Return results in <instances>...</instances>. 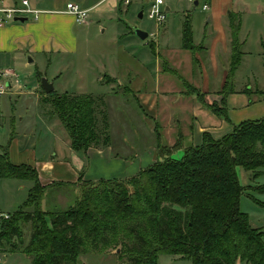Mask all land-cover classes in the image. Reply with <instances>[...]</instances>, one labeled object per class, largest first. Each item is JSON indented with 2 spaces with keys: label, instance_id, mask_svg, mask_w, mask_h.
<instances>
[{
  "label": "trees",
  "instance_id": "1",
  "mask_svg": "<svg viewBox=\"0 0 264 264\" xmlns=\"http://www.w3.org/2000/svg\"><path fill=\"white\" fill-rule=\"evenodd\" d=\"M231 19L232 57L219 104H206L204 94L190 85L186 90L221 119H227L225 99L233 93V75L242 55L237 42L239 23ZM182 48L195 49L187 18ZM47 98L69 135L71 149L85 153L98 140L96 112L105 125L106 115L99 111L101 99L56 97L54 92ZM180 139L171 147L158 144L156 161L123 179L125 184L98 183L107 186L86 193L83 204L57 213L42 211L45 188L36 171L12 164L7 153H1L0 178L31 181L33 187L20 209L2 221L0 251L6 247L9 253L20 252L32 264H74L88 253L84 250L87 244L94 245V251H103L121 243L130 264H157L160 255L178 256L191 264H264V229L252 227L240 211L244 188L236 173L242 168L253 179L262 173L264 119L242 122L217 140L202 133L198 146L183 148ZM182 148V160L174 161L172 154ZM255 190L264 194V186ZM259 206L264 208L263 203ZM22 223L30 224L31 233L27 246L19 249Z\"/></svg>",
  "mask_w": 264,
  "mask_h": 264
},
{
  "label": "crops",
  "instance_id": "2",
  "mask_svg": "<svg viewBox=\"0 0 264 264\" xmlns=\"http://www.w3.org/2000/svg\"><path fill=\"white\" fill-rule=\"evenodd\" d=\"M0 1L6 7L18 6L21 2V0ZM123 1L27 0L32 9L40 12L38 20L24 18L25 21L20 22L18 21L20 18H15L14 21L0 28V139L2 142L0 143V154L6 152L8 160L14 165L23 164L32 167L36 171L39 183L46 190L54 187L56 184H67L68 186L80 178V174L84 177L83 179L91 182L102 178H117L116 176L101 177V175H97L93 170V165L96 163L100 164L101 171L105 172V169H107V174H119L120 179H125L128 178L127 176L136 175L140 170L156 161V151L152 149L150 150L151 153H146V155L143 153L141 155L137 162L139 164H134L135 161L131 163H128V161L124 162L118 159V157L111 156L112 148L109 145L102 150L94 148V150L88 152V161L91 162L90 166H87L86 160H81L71 148V161H66V158H64L61 162H55V158L58 156L57 148L53 149L49 156L43 160L39 159V154L35 146H33L35 139L31 141V137L22 133L19 135L15 130H11L8 138L7 134H9L10 130L3 129L4 125L7 126L5 120L10 115V112H7V110H14L15 104L18 102L25 101L24 104L26 105V99L31 96L36 98L42 97V99L48 100V94L44 93L41 86L42 78L52 85L54 93H68L72 96L83 95L80 90L77 92L70 90V88H73V82H75L74 79L71 80L72 77H75L78 84H81L86 81V76L90 77L91 75L96 82L102 83L104 87H108L112 91V94H114V89L116 91V89L121 87L120 84H117L119 74L117 60L114 62L111 59L108 65H98V68L91 69L86 73L73 68L74 75L67 74L66 68L67 66L70 67L69 65L75 66L71 59L75 58L81 43L87 44V37L93 32L91 16L94 18L96 26L103 33L106 32V28L101 22L108 15L115 14L116 16H122L123 13L126 15L132 10L136 12L140 10L143 17L145 13L144 0H131L129 6H125ZM241 1L164 0V10L167 14L166 21L160 27L153 25L156 28V32L151 33V36H154L155 40L153 47L150 48V53L156 62L154 65H150L151 58L146 56V54H143L141 59L142 61L144 60V64L142 62L140 64L143 67L142 82L144 83V87H142V84H138L135 92L126 85H123L122 90L125 93H130L139 111L141 110L146 116L152 112V119L157 120L158 117L162 118L168 115L169 122L167 121L166 123L169 125H174L175 127L177 125H184L186 128H189L192 131L191 146L200 145L202 133H208L213 139L217 140L230 133L242 122L264 119V95H262L264 92V80L260 85L257 84V81H254L252 85L245 88L237 86V74L242 67L246 69L245 71L252 78L255 77L254 73L257 76L264 77V13L257 9H255L256 11H252L258 14L257 17H251L252 20H256L257 22L249 21L250 28L248 29L247 21H245L247 26L243 21L245 18L244 14H248V11L241 5ZM262 1L254 0L255 5H253V8H257L258 3L261 4ZM67 4L78 5L81 9L88 12L87 19L83 24L75 23L72 16L64 14ZM204 6H206V9H204ZM203 15L205 19L201 17ZM232 17L235 22L238 21L239 23L237 42L242 55L240 64L233 75V93L227 95L225 99L227 119H221L213 115L202 106L195 94H186L183 88L167 87L168 89L163 92L162 101L159 102L156 92H160V89H158V84L155 85V82H157L156 79L159 75L164 73L157 67V59L161 57L163 63L170 61L175 69H169V72L176 79L180 80L177 70L178 68L181 69L183 58L177 55V53L178 50H182L191 53V57L184 58H190L191 60L188 68L189 75L191 78L196 76L200 78L199 81H189V83L201 94H204L206 104H219L222 98L220 92L228 74L232 57L230 29ZM186 18L191 27L192 45L195 48L193 51L182 48V31ZM81 27L83 28L81 29ZM111 29L115 34L114 40H118L122 45L133 44L135 39L138 38L136 36L134 38L129 36L131 34L129 32L123 33L124 31H122L120 26L115 28V31L113 30L114 26ZM175 32L178 34V39L173 41ZM250 33H252L251 36L253 38L249 42L248 36ZM251 45L254 46V49L255 47L257 49L255 56H253V51L250 50ZM127 53L132 56L131 53ZM252 56L253 58L251 59ZM178 61L179 63H177ZM177 64L178 66H176ZM148 65L151 67H148ZM152 67L154 69L150 70ZM107 80L108 83H106ZM149 83H154V88H146V85ZM174 93H179L190 98V100L186 99L187 102H184V98H172ZM102 96H95V98H100V103H102L104 98ZM172 101L177 104L184 102L185 108H178V111H175V113L174 110H168V108H172ZM126 102H129V100H126ZM43 103L46 106H50V104ZM7 114L9 115L6 116ZM42 114L39 117L40 119L43 120L42 117H45L47 122L51 121L57 124L55 130L60 131L63 137L60 139L62 149L65 146H69L66 133L61 128L60 122L54 116H46L45 114L42 116ZM12 116L14 115L12 114ZM23 119V116L16 118L18 122H22ZM16 120L13 122H16ZM161 131H164V129ZM51 133L54 135V132ZM180 133L182 135L179 136H182L183 140L189 135V133ZM4 142H6L5 145H3ZM173 143L174 141L171 138L167 140L166 145L171 147ZM58 148L60 150L61 146ZM178 150L183 151L184 149ZM176 152L178 156L180 151ZM134 167L139 171H136ZM5 180L14 181L19 184L28 182L30 187H33V182L27 180ZM21 189L22 186H18V190ZM42 201L44 203V199ZM250 224L252 227L264 229V227L257 225L258 223ZM3 250L1 251L2 257L10 254ZM12 253L19 254L20 252ZM235 264L244 263L238 261Z\"/></svg>",
  "mask_w": 264,
  "mask_h": 264
},
{
  "label": "rangeland",
  "instance_id": "3",
  "mask_svg": "<svg viewBox=\"0 0 264 264\" xmlns=\"http://www.w3.org/2000/svg\"><path fill=\"white\" fill-rule=\"evenodd\" d=\"M65 1V0H62ZM235 1V0H234ZM262 1V0H261ZM243 7L248 11V14H244V22L247 21V23L250 22H257L256 20H252L251 17H257V13H253L252 11H256L255 9L262 11L264 13V0L261 4L258 3L257 8H253V5H255L254 0H242L241 1ZM140 10L136 12L135 10H132L129 12V14H124L122 16H106L102 19V25L106 28V32L103 33L99 29V27L96 26V22L94 18L91 16L90 19L93 22V32H91L87 37V44L84 45L81 43V46L79 50L77 51V54L74 59H71L72 63L75 66L70 67L67 66V74L74 75V69L79 70L82 73H86L87 71H90L91 69L98 68V65H108L111 61V59L115 62L117 60L118 62V80L117 84H120L121 89H115L114 94H112V91L109 90L108 87H104L102 83L96 82L93 76L90 75V77L86 76V81L82 82L81 84H78V81L75 77H72L71 80H75L73 82L72 87L70 88L71 91L77 92L82 91V94L90 95L93 98L95 96H101L103 95V102L100 104V109L102 113L104 112L105 116V125L103 121H101L100 113L96 112V118L99 120L98 122V140L96 143H92L90 147L85 151V153L82 152H76L77 155L81 158V160H86V165L90 166V161H88L90 150H94L96 148L97 150H102L106 148L108 145L112 148V157H118V159L122 161H128V163L134 162V164L137 163L140 159L141 155L143 153H151L150 150L154 149L156 151V155L158 153V144L161 146H167V140L171 139L174 141V143L179 139V135H182L180 132H183V134L189 133L187 135V138L183 140L181 136V143L183 148L191 146V135L192 131H190L189 128H186L184 125H177L175 127L174 125H169L166 123L168 121V115L165 117H158L157 120L152 119L153 113H149L147 116L137 107L135 104L132 96L130 93H125L122 88L123 85H126L128 88L132 90H137L136 87L138 84H142V87H144V83L142 82V66L140 64H144V60L142 61L143 54H146L150 59V65H154L156 60L153 57V55L150 53V48L153 45V42L155 40L154 36H151V33L156 32L155 25L152 24L150 20H148L144 15L141 19L138 18ZM167 15V14H166ZM204 18V15L201 16ZM205 19V18H204ZM246 23V22H245ZM246 23V26H247ZM154 25V26H153ZM114 26L115 28H118L119 26L122 28L123 33H128L129 36H132L133 38L136 36L134 34L135 31H142L146 32L148 34V38L144 41L139 40L138 38L135 39V42L133 44L122 45L121 42L119 43L118 40H114L113 37H115L114 32L112 31L111 27ZM83 27H81L82 29ZM250 28L248 23V29ZM252 33L249 34V42L252 40L253 36H251ZM119 37V36H118ZM130 37V38H132ZM137 37V36H136ZM178 39V34L176 32L174 33V39L173 41H176ZM131 45V46H130ZM128 48V49H127ZM250 50L253 51V56H255V51L257 50L256 47L254 49V46H250ZM131 53L132 56L128 55V53ZM177 55L183 58L181 69L178 68V74L180 75V80L176 79L173 74H171L169 69H175L173 64L169 61L164 62L158 58L157 64L159 70L164 73L160 74L159 77L156 79L157 82H155V85L158 84L160 89V92H156L158 101H162V96L164 95L163 92L168 89L167 87H176L177 89H182L185 91L189 88V85L191 88L196 89L193 85L189 83V81H199V77H193L189 75V66H190V58L184 59L185 57L188 58L191 57V53L182 50H178ZM251 57V59L253 58ZM67 62V61H66ZM69 62V61H68ZM142 62V63H141ZM179 63V61L177 62ZM146 64V63H145ZM168 65V66H167ZM178 66V64L176 65ZM195 66V65H194ZM148 67H151L148 65ZM74 68V69H73ZM153 70L154 67L150 68V70ZM244 67L240 69L239 73L237 74L238 80H237V86L239 88H245L249 85H252L254 81H257V84L260 85L264 77L263 76H257L256 73L255 77H250L247 74V71H245ZM169 72V73H168ZM246 72V73H245ZM124 74V75H123ZM177 74V75H178ZM196 79V80H195ZM181 81V82H180ZM108 83V80L107 82ZM172 85H171V84ZM234 82L232 81V84ZM80 85V86H78ZM154 88V83H149L146 85V88ZM187 87V88H186ZM211 87H213L211 85ZM141 90V89H139ZM136 92V91H135ZM69 95L68 93H55L56 97L63 96V95ZM102 96V97H103ZM126 97V98H125ZM181 97L184 98V102H187V100H190V98H187L183 95H180L179 93H174L172 98ZM192 98V97H191ZM50 99V98H49ZM177 99V100H178ZM27 103L24 104L25 101H21V103H17L14 106V110H7V112H10V115L7 114V119L5 120V123L7 126L4 125L3 129L10 130L9 134H7V137L11 134V130H15L17 134L21 135L26 134L28 137H31L35 139L33 142V146H35V149L37 153L39 154V159L45 160L49 154L53 151V149H58V156L55 158V162H61L66 158V161H71L72 158L70 156V140L69 135L67 131L62 126L60 120L53 114V110L51 106H46L44 103L49 104L48 100H44L41 98L36 97H29L26 99ZM31 100V101H28ZM126 100H129V102H126ZM183 100V99H182ZM198 100V99H197ZM180 102V104L172 103V108H168V110L172 111H178V108H185V103ZM184 103V104H181ZM41 113L45 114L46 116H54L61 124V128L66 133L68 144L69 146H65L64 152L62 149L61 144V132L55 130L57 124L53 122H47L45 117H42L40 119ZM12 114L14 116H12ZM42 114V116H43ZM99 115V116H98ZM23 116L24 119L22 122H18L16 118ZM179 119V118H178ZM16 120V122H13ZM169 122V121H168ZM99 123L103 124L100 125ZM171 127V130H170ZM164 131H161L163 130ZM179 128V129H178ZM4 129V130H5ZM181 129V130H180ZM54 132V135L51 132ZM55 136V137H52ZM107 138V142H105L104 138ZM171 137V138H170ZM9 138V137H8ZM63 138V137H62ZM197 138V137H196ZM57 139V140H56ZM165 139V140H164ZM196 141V140H195ZM0 143L1 139H0ZM6 142L3 143L5 145ZM173 143V145H174ZM194 143V142H193ZM60 150L58 147H60ZM172 146V145H171ZM180 151L178 156L177 152H174L171 156V158L174 161H181L184 155V152L182 150ZM64 154V155H63ZM155 155V156H156ZM156 158V157H155ZM80 160V162H81ZM137 160V161H136ZM23 165V164H21ZM29 166V165H24ZM92 169V168H91ZM102 168H100V164L96 163L93 165V170L97 175H101V177H112L116 176L119 178V174H107V169L104 171H101ZM134 169L137 170L135 167ZM89 171V170H88ZM86 172V171H85ZM237 178L239 181V184L241 187L244 188L243 194L240 196L239 200V209L241 212L245 213L249 219L250 223H258L257 225H260L261 227H264V208H262V203L264 204V194L258 193L255 188L264 186V169L262 170V173L256 178L253 179L252 174L244 171L242 168L236 169ZM129 177V176H127ZM84 177L80 174V178H78L75 182L72 184H56L54 187L50 189H44L43 194V201L41 202V209L43 212L47 213H57V212H64L72 209L73 207L78 206L79 204H83V198L86 195V193H91L95 191L96 189H99L100 187H106V184H103L101 186H97V184L107 181L110 182V180L114 183H123L125 181H122L123 179H117V178H110V179H99L97 181H86V179H83ZM127 179V178H125ZM94 185V186H92ZM18 186H22L21 190H18ZM32 187H30V184L28 182L25 183H16L14 181H7L4 178H0V215L4 216H12L17 212L20 207L23 205V203L26 201L28 194ZM20 232L22 236L23 244L20 245L21 247L19 249L24 248L27 246L30 240V224L28 223H22L20 224ZM124 238V237H123ZM13 242L17 245V239H14ZM94 245H85L83 248L88 253L85 255H81L78 258V261L74 264H130L127 260L126 255H124V247L121 245V243H117L113 245L112 247H109L107 249H104L103 251H94L92 250ZM8 247V246H7ZM4 252H8V249L5 247ZM17 252V251H16ZM2 253L0 251V264H32L29 257L23 254H17V253H10L6 254L2 257ZM73 264V263H71ZM157 264H191L189 260L181 259L178 256H168V255H160L157 259Z\"/></svg>",
  "mask_w": 264,
  "mask_h": 264
},
{
  "label": "built area",
  "instance_id": "4",
  "mask_svg": "<svg viewBox=\"0 0 264 264\" xmlns=\"http://www.w3.org/2000/svg\"><path fill=\"white\" fill-rule=\"evenodd\" d=\"M145 17L150 20L156 27H160L166 21V12L164 10V0H144ZM123 4L129 6L131 0H124ZM206 9V6H204ZM64 14L74 18L75 23L83 24L87 19L88 12L81 9L78 5L67 4ZM39 11L32 9L27 0H21L18 6L6 7L0 1V28H3L7 23L14 21L15 18H26L38 20ZM9 216L0 215V232L3 220H7Z\"/></svg>",
  "mask_w": 264,
  "mask_h": 264
},
{
  "label": "water",
  "instance_id": "5",
  "mask_svg": "<svg viewBox=\"0 0 264 264\" xmlns=\"http://www.w3.org/2000/svg\"><path fill=\"white\" fill-rule=\"evenodd\" d=\"M138 18L141 19L142 18V12H140L138 14ZM18 21L20 22H24L25 19L24 18H20ZM134 34L139 38V40L144 41L147 39L148 34L146 32H142V31H135ZM41 86L43 88V91L45 94H50L53 92V88L52 85L50 83H48L44 78L41 79Z\"/></svg>",
  "mask_w": 264,
  "mask_h": 264
}]
</instances>
